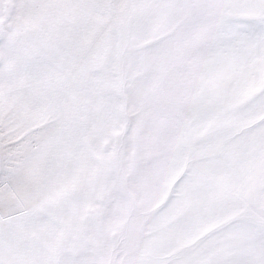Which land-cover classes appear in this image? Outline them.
Segmentation results:
<instances>
[{"label": "snow or ice", "instance_id": "1", "mask_svg": "<svg viewBox=\"0 0 264 264\" xmlns=\"http://www.w3.org/2000/svg\"><path fill=\"white\" fill-rule=\"evenodd\" d=\"M0 264H264V0H0Z\"/></svg>", "mask_w": 264, "mask_h": 264}]
</instances>
